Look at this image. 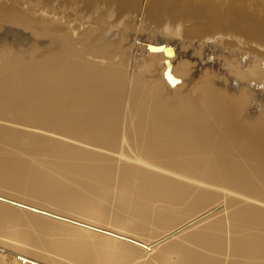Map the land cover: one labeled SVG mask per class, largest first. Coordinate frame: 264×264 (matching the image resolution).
Returning a JSON list of instances; mask_svg holds the SVG:
<instances>
[{
  "label": "bare ground",
  "instance_id": "bare-ground-1",
  "mask_svg": "<svg viewBox=\"0 0 264 264\" xmlns=\"http://www.w3.org/2000/svg\"><path fill=\"white\" fill-rule=\"evenodd\" d=\"M99 4L0 51V264H264V0Z\"/></svg>",
  "mask_w": 264,
  "mask_h": 264
},
{
  "label": "rangeland",
  "instance_id": "rangeland-1",
  "mask_svg": "<svg viewBox=\"0 0 264 264\" xmlns=\"http://www.w3.org/2000/svg\"><path fill=\"white\" fill-rule=\"evenodd\" d=\"M109 1L113 0H0V51L10 52V56L40 53L51 47L53 41L56 43L52 31L66 37L68 34L65 31L70 24L93 23V19L102 17L108 11L99 3ZM122 1H125L124 6L115 10L110 23L130 22L129 34L140 33L141 36L149 35V38L159 36L161 39L186 43L195 41V35L189 32L192 24H187L184 34L162 32L149 14L140 12L137 0Z\"/></svg>",
  "mask_w": 264,
  "mask_h": 264
},
{
  "label": "water",
  "instance_id": "water-1",
  "mask_svg": "<svg viewBox=\"0 0 264 264\" xmlns=\"http://www.w3.org/2000/svg\"><path fill=\"white\" fill-rule=\"evenodd\" d=\"M162 45H159V46H156V47H158V48H160ZM147 47L148 48H153L154 46H150V45H147ZM164 51H165V54H171V53H173V51H172V47H166L165 49H164Z\"/></svg>",
  "mask_w": 264,
  "mask_h": 264
}]
</instances>
